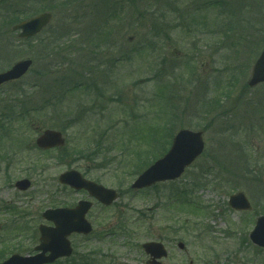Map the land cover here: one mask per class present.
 Returning a JSON list of instances; mask_svg holds the SVG:
<instances>
[{"label": "rangeland", "instance_id": "rangeland-1", "mask_svg": "<svg viewBox=\"0 0 264 264\" xmlns=\"http://www.w3.org/2000/svg\"><path fill=\"white\" fill-rule=\"evenodd\" d=\"M42 11L47 28L18 40L9 17ZM263 46L264 0H0V71L33 60L0 86V262L32 250L44 209L88 198L57 185L76 169L119 197L94 204L92 233L72 234L59 264H146L148 240L167 248L160 264H264L252 213L227 204L240 190L264 212V83L245 89ZM46 128L62 149L36 148ZM180 128L204 131L201 157L173 182L131 190Z\"/></svg>", "mask_w": 264, "mask_h": 264}, {"label": "water", "instance_id": "water-1", "mask_svg": "<svg viewBox=\"0 0 264 264\" xmlns=\"http://www.w3.org/2000/svg\"><path fill=\"white\" fill-rule=\"evenodd\" d=\"M50 19L51 14L44 12L19 22L12 27V30H19V38L33 37L49 23ZM31 63L30 59L18 60L6 71L0 72V85L20 78L29 69ZM260 82H264V48L251 68L247 84L249 87H254ZM36 144L43 149L61 147L64 144V138L61 132L47 129L36 138ZM203 148L204 141L201 131L179 130L174 135L168 152L142 171L131 184V188L141 189L156 182L178 178L184 169L202 153ZM58 181L75 190L84 189L104 205L111 204L117 198L114 189L88 180L73 169L61 173L58 176ZM15 186L20 190H26L30 186V181L21 179L15 183ZM228 203L234 209L239 210L249 206L242 192L232 194ZM91 204L89 201L82 200L73 208L45 210L42 216L47 221H51L53 226L41 224L38 227L39 244L34 248L38 253L25 256L13 254L1 264H46L59 257L69 256L72 249L67 237L72 232L87 234L92 229L91 224L85 219V214ZM249 237L254 244L264 247V216L257 218ZM178 245L180 248L183 247L181 243ZM142 247L145 253L151 256L149 264H158L157 259L167 256V251L161 243L146 242Z\"/></svg>", "mask_w": 264, "mask_h": 264}, {"label": "flooded vegetation", "instance_id": "flooded-vegetation-1", "mask_svg": "<svg viewBox=\"0 0 264 264\" xmlns=\"http://www.w3.org/2000/svg\"><path fill=\"white\" fill-rule=\"evenodd\" d=\"M259 149H260L259 146L256 145L255 146L256 153H257V151H259ZM258 167H259V165L258 164H255L253 166V172L257 171V168ZM250 203H251V209L248 212L252 213L253 218L255 219L259 214H261L257 209H260L262 203H260V202H254V201L253 202L250 201Z\"/></svg>", "mask_w": 264, "mask_h": 264}, {"label": "trees", "instance_id": "trees-1", "mask_svg": "<svg viewBox=\"0 0 264 264\" xmlns=\"http://www.w3.org/2000/svg\"><path fill=\"white\" fill-rule=\"evenodd\" d=\"M13 18H15V19H13ZM17 18H19V17L15 16V15L14 16L12 15L11 17H9L8 22L10 24L14 25L15 23L20 21V20H17ZM27 40H30V39H24V40H21V41L25 42Z\"/></svg>", "mask_w": 264, "mask_h": 264}]
</instances>
